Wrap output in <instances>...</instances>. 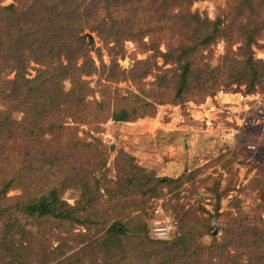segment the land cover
Segmentation results:
<instances>
[{"label":"rangeland","instance_id":"obj_1","mask_svg":"<svg viewBox=\"0 0 264 264\" xmlns=\"http://www.w3.org/2000/svg\"><path fill=\"white\" fill-rule=\"evenodd\" d=\"M185 1L160 0L168 8L157 26L145 24V9L138 18L137 0L133 7L130 0H113L98 8L96 19H84L81 27L87 47L75 43L56 50V58L48 52L49 65L70 66L62 83L53 65L37 71L36 56L27 53V77L43 70L44 81L50 80L44 99L25 104L18 89L17 98L6 97L0 85V110L11 126L0 129V189L16 172L42 168L46 193L59 190L77 207L72 222L30 220L16 206L23 191L11 188L0 199L1 208H13L0 215V264H188L199 257L221 263L233 258L228 249L213 248L214 238L222 243L264 227V75L252 77L264 72V64L251 74L243 67L241 76L232 59L264 61V0ZM25 2L0 0V8L21 9ZM183 13L187 17L178 16ZM11 57L0 56V83L15 76ZM82 65L93 72L82 75L92 92L76 109L61 111L58 94L71 90ZM183 70L189 79L179 96ZM37 108L44 109L39 124ZM123 112L131 122L112 119ZM53 125L69 129L51 133ZM8 129L11 135H2ZM154 220L168 223L169 236L156 238ZM119 222L144 228L154 245L144 248L132 236L125 245L107 240V230ZM190 225H204L209 233L199 249L172 246ZM151 237L168 245L155 246Z\"/></svg>","mask_w":264,"mask_h":264},{"label":"trees","instance_id":"obj_2","mask_svg":"<svg viewBox=\"0 0 264 264\" xmlns=\"http://www.w3.org/2000/svg\"><path fill=\"white\" fill-rule=\"evenodd\" d=\"M113 0H28L22 5V10L16 5H9L7 7L0 8V56L3 58L6 56H12L11 62H14V68L12 69L15 72V76L13 79H5L7 80L4 84L0 83L3 86V94L6 97L14 96L18 97V94H13V90L18 89V93H21L19 96L22 99H25V104L30 100L29 98H36L35 100H40L44 96L42 93H45L49 90V82L44 81V72L43 70L34 77L28 78L27 74H29V64L24 65L23 61H25V55L27 53H32V56H36L31 60L32 63H35L39 66V68H34L37 71L42 68L45 69L53 65L54 71L56 72V78L60 83L65 81L67 77L71 74L69 72V65L64 66L61 62H54V64H48V52H50L53 56L56 53V50L61 49V51H65L67 46L71 47L73 44H83V36L81 35V27L85 23L84 19L93 20L96 19L97 9H107V4L112 3ZM130 7H133V0H130ZM141 2L137 5L138 10L141 11L138 15V18L142 21L143 13L142 10L145 9L147 17H145V24L152 22L157 26L158 23L162 20L163 14L165 10L164 8H168V5L165 2L160 4V0H137ZM194 0H186L185 4L189 2V4L193 3ZM128 3V2H127ZM159 3V4H158ZM165 4V5H164ZM161 5V6H158ZM188 5V4H187ZM92 7L96 10L93 11ZM161 8V10H160ZM182 8H187L186 6H182ZM156 9L155 15L152 13ZM21 10V12H20ZM162 12V15L160 16ZM191 13V12H190ZM158 14V16L156 15ZM178 14V16L187 17L186 14ZM85 16V18H84ZM189 16L193 17V14ZM166 17V16H165ZM165 19V18H164ZM162 23L163 22L162 20ZM88 26V25H85ZM150 26V25H149ZM155 26V28H156ZM89 28V27H88ZM264 30V29H263ZM63 35L65 37H63ZM67 36V37H66ZM6 40V41H4ZM253 46L255 43L249 40L247 41ZM68 43V44H66ZM248 44V43H246ZM45 47V50L43 49ZM84 46L87 45L84 43ZM253 54V52H251ZM85 55V54H83ZM246 56V55H245ZM243 56V57H245ZM55 57V56H54ZM82 57V56H81ZM27 58V57H26ZM56 58V57H55ZM58 58V57H57ZM233 62H235L237 70L240 72L242 76L244 74L241 73L243 67L245 70H248L250 74L256 71L258 65L264 64V61H259L254 59V57L249 55L246 56L243 61H238L233 58ZM29 61V60H27ZM75 59L73 63H75ZM30 62V63H31ZM85 65H82L78 68L77 73L72 77V88L69 92H65L63 89L61 90L59 98L56 101V108H59L61 111H68V109H76L81 103H85L87 96L92 92L91 88L88 86V83L82 80L83 74L92 75V70L86 72ZM50 68V67H49ZM184 69V68H183ZM264 72L258 73L255 72L253 80L258 79L260 76H263ZM188 76L189 72L183 70L182 80L179 88L177 89V95L181 96L184 92L185 86L188 85ZM1 80V79H0ZM75 80H78L75 82ZM236 81V80H235ZM77 83V84H75ZM8 84L12 85V89L9 93ZM254 85H257L256 82ZM44 99V98H43ZM46 99H50L49 101L55 102L54 97H49ZM52 99V100H51ZM102 105V103L100 104ZM34 107H30L32 109ZM35 113L36 123H40L42 115L41 112L44 109H36ZM5 116V117H4ZM113 120L118 122H131L130 114L128 112H123L120 116H111ZM9 119V114L0 110V129L7 128L11 129L10 123L7 122ZM33 123V120H32ZM37 124V125H38ZM67 126H57L53 125V127L49 128L51 133H55L57 130H64ZM4 130L2 135L6 137L11 135L12 130ZM34 134V133H32ZM4 136V137H5ZM5 137V138H6ZM78 143V142H77ZM76 143V144H77ZM65 145V143H62ZM90 145V144H86ZM39 148L37 144H32L29 146V155H35L36 149ZM55 157H59L56 155ZM70 156L69 158H71ZM61 158V157H59ZM58 160V159H57ZM128 163V162H127ZM39 164V163H37ZM35 164L34 166H36ZM35 168V167H33ZM44 170L40 169H31L27 174H21L20 172H16L15 176L12 177L9 181L3 184L0 189V199L2 197H6L8 191L11 190L14 186L21 188L23 191V195L19 197L17 200H22L16 206L20 210V215H23L26 218L34 219V220H42L44 217L51 216L55 219L63 220L65 222H72L75 220V210L77 207H72L67 202L63 201L60 197L61 191L59 190H50V192L46 193L45 190V177ZM87 181V180H86ZM87 183V182H86ZM84 183V184H86ZM87 185V184H86ZM59 188V187H58ZM60 189V188H59ZM6 200V199H4ZM91 200H87L84 206H87L88 203L91 204ZM12 208V207H11ZM1 208L0 207V215H4L7 212L12 211V209ZM143 226V225H142ZM190 229L184 233V237L175 242L174 247L184 248L190 246V251H197L198 245L197 243L201 239V237L205 234H209L206 232V227L199 228L196 227L194 230H191V225L188 227ZM144 228L138 230H131L128 226L122 222L112 224L107 230V240L109 239H117L119 243L125 245L124 241L128 237L132 236L133 240L138 242V244L144 248L149 247V241L145 238V236L141 233ZM197 229V232H196ZM209 230V229H208ZM245 230V229H244ZM243 230V231H244ZM248 232L247 234L245 232ZM245 232L241 233L239 238L235 237L231 241L225 240L220 243L217 242V239L214 238L213 248L219 250H223L225 253L228 249V255L233 258L227 260L226 262H213V258L208 262H200L201 257L196 261H191V258L187 261L188 264H264V227H254L252 229L245 230ZM154 241H156L155 246H165L168 245V240L155 239L151 237ZM151 245L154 243H150ZM196 247V248H195ZM234 247V253L232 254L230 250ZM238 247L242 249L237 250ZM239 251L240 253L236 252ZM128 251V250H127ZM126 251V252H127ZM195 253V252H194ZM193 253V255H194ZM192 255V256H193ZM233 256V257H232ZM70 258H66L69 260Z\"/></svg>","mask_w":264,"mask_h":264},{"label":"built area","instance_id":"obj_3","mask_svg":"<svg viewBox=\"0 0 264 264\" xmlns=\"http://www.w3.org/2000/svg\"><path fill=\"white\" fill-rule=\"evenodd\" d=\"M161 211L160 209H157L155 211V215L160 214ZM170 226L168 225V223L166 224L164 221L162 220H154L153 221V234L159 238H164L169 236V230H170Z\"/></svg>","mask_w":264,"mask_h":264},{"label":"water","instance_id":"obj_4","mask_svg":"<svg viewBox=\"0 0 264 264\" xmlns=\"http://www.w3.org/2000/svg\"><path fill=\"white\" fill-rule=\"evenodd\" d=\"M88 36H89L90 41H93V37L90 34Z\"/></svg>","mask_w":264,"mask_h":264}]
</instances>
